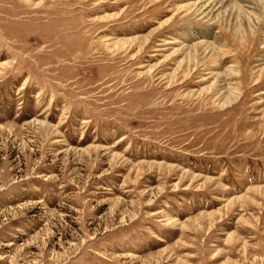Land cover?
<instances>
[{"label": "rangeland", "instance_id": "1", "mask_svg": "<svg viewBox=\"0 0 264 264\" xmlns=\"http://www.w3.org/2000/svg\"><path fill=\"white\" fill-rule=\"evenodd\" d=\"M201 1L0 0V264H264V0Z\"/></svg>", "mask_w": 264, "mask_h": 264}, {"label": "bare ground", "instance_id": "2", "mask_svg": "<svg viewBox=\"0 0 264 264\" xmlns=\"http://www.w3.org/2000/svg\"><path fill=\"white\" fill-rule=\"evenodd\" d=\"M228 3V0H209V1H201L199 3V12L204 15L205 17H211L213 21L220 22V20H224L225 17H231L226 11L227 7H225V4ZM246 8L248 10L253 9V7L247 5ZM225 9V10H224ZM222 13V16L217 13ZM249 11H246L248 13ZM251 12V11H250ZM231 20V19H229ZM230 22V21H229ZM239 28V26H238ZM213 46V45H212ZM213 49V48H212ZM210 50V49H209Z\"/></svg>", "mask_w": 264, "mask_h": 264}]
</instances>
